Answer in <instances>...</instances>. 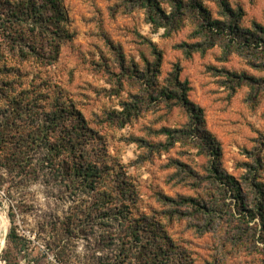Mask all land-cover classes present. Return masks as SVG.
<instances>
[{
  "label": "rangeland",
  "instance_id": "obj_1",
  "mask_svg": "<svg viewBox=\"0 0 264 264\" xmlns=\"http://www.w3.org/2000/svg\"><path fill=\"white\" fill-rule=\"evenodd\" d=\"M155 1L166 28L153 27L143 0H0V123L66 108L86 124L84 153L108 165L106 190L128 199L117 175L134 192L136 215L159 220L187 263L264 264V200L259 206L252 187L256 178L264 189V0ZM156 51L162 62L150 87ZM176 76L203 108L244 203L226 185L211 186V155L203 133L189 130ZM167 129L182 140L172 145ZM58 133L43 137L31 166L0 167V262L89 264L113 234V212L95 210L92 173L37 163L59 145ZM159 195L193 197L211 219ZM12 228L21 252L9 253Z\"/></svg>",
  "mask_w": 264,
  "mask_h": 264
},
{
  "label": "trees",
  "instance_id": "obj_2",
  "mask_svg": "<svg viewBox=\"0 0 264 264\" xmlns=\"http://www.w3.org/2000/svg\"><path fill=\"white\" fill-rule=\"evenodd\" d=\"M197 0H191L192 4ZM56 4V0H51ZM142 6L148 9L149 22L154 28H166L163 19L167 18L160 5L155 0H143ZM196 6H200L196 4ZM182 7V3L177 4V9ZM210 24V23H209ZM152 44V43H150ZM212 45H209V47ZM157 60L151 70L152 75L147 80V86H153L157 74L160 72L162 55L159 51L155 53ZM175 85L182 94H178L180 103L188 111L192 120L189 125L191 132H202V141H204L211 155L210 174L211 186L226 185L237 202L244 203L245 197L237 179L228 174L222 168L221 164V146L219 141L212 135L205 126L203 108L192 102L188 98L190 87L187 82H182L175 77ZM169 95L168 92L165 91ZM170 97V96H169ZM38 119L32 118L29 123L4 120L0 123V167L7 171L20 167H29L32 161L40 156L43 146V137L50 138L52 134L58 133L59 145L50 146L44 154V159L37 163H49L54 167L63 168L65 171H74L89 175L92 173V180L88 181L92 187L97 190L95 195V210L112 211L109 224L113 228V234L109 240L97 242L96 248L93 249V257L89 264H190L186 262V257L182 253L180 257L172 244L170 237L166 235L161 222L145 211L141 215L135 213V196L134 192L124 191L121 188L123 181L117 182L115 176V187L128 194V199L117 197L113 193V188L108 191L105 186L108 182L110 170L106 163L95 160L86 152L85 143L87 142L86 124L80 118L77 119L66 108L58 109H41L39 110ZM76 120L77 122L73 121ZM5 122V123H3ZM16 122V121H15ZM169 140L173 145L182 139L176 137L171 130H165ZM17 134V135H16ZM176 134V133H175ZM170 145V146H172ZM36 154V156H35ZM41 166V165H38ZM80 168V169H77ZM77 169V170H76ZM252 187L257 191L259 196V206L264 200V189L260 182L253 179ZM2 184V181H0ZM121 202V206L117 204ZM159 200L163 204L173 205L175 202L184 207L192 208L204 219L210 220L212 213L200 205V202L193 197H181L180 201L166 195H159ZM125 207L122 216L117 212L118 208ZM260 209V208H258ZM12 216V215H10ZM211 227L202 229L203 232L210 231ZM9 236L10 250L9 253L16 251L21 252L24 249L22 239L12 228ZM183 258V259H182ZM11 264V263H10Z\"/></svg>",
  "mask_w": 264,
  "mask_h": 264
},
{
  "label": "bare ground",
  "instance_id": "obj_3",
  "mask_svg": "<svg viewBox=\"0 0 264 264\" xmlns=\"http://www.w3.org/2000/svg\"><path fill=\"white\" fill-rule=\"evenodd\" d=\"M7 232V224L5 220L0 216V249L3 247L5 236Z\"/></svg>",
  "mask_w": 264,
  "mask_h": 264
},
{
  "label": "built area",
  "instance_id": "obj_4",
  "mask_svg": "<svg viewBox=\"0 0 264 264\" xmlns=\"http://www.w3.org/2000/svg\"><path fill=\"white\" fill-rule=\"evenodd\" d=\"M0 264H6V262L5 261H1Z\"/></svg>",
  "mask_w": 264,
  "mask_h": 264
}]
</instances>
